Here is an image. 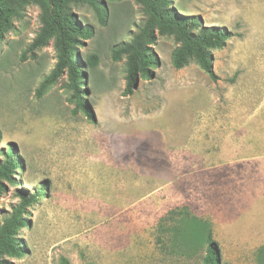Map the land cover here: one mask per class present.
<instances>
[{"label":"rangeland","instance_id":"obj_1","mask_svg":"<svg viewBox=\"0 0 264 264\" xmlns=\"http://www.w3.org/2000/svg\"><path fill=\"white\" fill-rule=\"evenodd\" d=\"M101 2L102 18L71 7L92 31L77 50L94 123L74 114L66 75L35 95L56 62L51 44L28 52L36 6L0 45V163L12 146L22 166L2 182L0 224L19 193L34 197L17 236L26 254L12 263L203 264L209 231L219 264H264V0H174L231 32L210 51L217 80L173 69L177 45L158 37V67L129 96L112 52L144 17L134 0Z\"/></svg>","mask_w":264,"mask_h":264},{"label":"trees","instance_id":"obj_2","mask_svg":"<svg viewBox=\"0 0 264 264\" xmlns=\"http://www.w3.org/2000/svg\"><path fill=\"white\" fill-rule=\"evenodd\" d=\"M134 2L140 7L144 21L128 41L112 52L114 61L122 58L125 60L124 96L132 95L139 81L152 78L153 70L158 67V58L152 47L158 37H170L177 45L171 55L173 69L181 70L195 64L212 82L217 80L211 65L210 51L223 47L233 37L231 32L221 27H206L198 17L180 13L174 6V0ZM29 5L38 8L40 27L28 52L32 53L51 44L56 60L50 74L37 89L36 97L40 98L59 78L66 75L75 99L74 114L81 112L90 123H94V115L85 101L88 93L81 90L85 86L84 72L81 70L84 64L77 50L82 40L92 36V31L79 23L71 7L86 6L102 18L104 9L101 0H0V45L6 35L14 30V20L18 19L19 12ZM86 64L90 69L94 68L96 58ZM13 153L12 146L6 147L5 152H2L0 192L3 190L2 182L11 185L16 183L12 178L13 171L22 172V166ZM42 191L43 189L37 194L42 196ZM18 198V204L0 224V264H13L12 259L26 254V249L17 236L27 227L24 213L34 197L26 198L23 193H19ZM205 244L203 264H219L217 246L209 231L205 234Z\"/></svg>","mask_w":264,"mask_h":264}]
</instances>
